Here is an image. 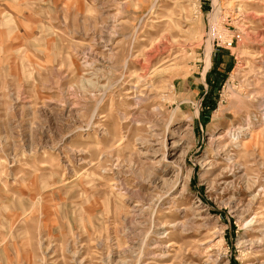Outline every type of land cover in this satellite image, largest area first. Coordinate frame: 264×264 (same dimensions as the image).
<instances>
[{"label":"rangeland","instance_id":"374dc122","mask_svg":"<svg viewBox=\"0 0 264 264\" xmlns=\"http://www.w3.org/2000/svg\"><path fill=\"white\" fill-rule=\"evenodd\" d=\"M263 103L264 0H0V264H264Z\"/></svg>","mask_w":264,"mask_h":264},{"label":"bare ground","instance_id":"6f19581e","mask_svg":"<svg viewBox=\"0 0 264 264\" xmlns=\"http://www.w3.org/2000/svg\"><path fill=\"white\" fill-rule=\"evenodd\" d=\"M247 1H249V2H252V3H255L257 0H247ZM262 32V31H261ZM258 33V32H257ZM252 34V33H251ZM172 42V41H171ZM173 42H175V41H173ZM207 43V45H206V51H205V62H206V64L208 65V63H209V59H210V49H211V47H210V45H209V42H206ZM166 44V43H165ZM164 44V45H165ZM166 45H168V44H166ZM158 47H159V45H158ZM166 47V46H165ZM160 48V47H159ZM164 50H165V48H164ZM157 51V50H156ZM158 53V52H157ZM156 55V54H155ZM154 56V55H153ZM148 57V56H147ZM150 57V56H149ZM152 58V57H151ZM146 59V58H145ZM149 59V58H148ZM144 60V59H143ZM151 60V59H150ZM165 60V59H164ZM146 61H147V59H146ZM148 64H149V61H148ZM148 64L147 65H145V67L146 66H148ZM158 70V69H157ZM142 71H143V69H142ZM146 71V70H145ZM158 73H159V71H157ZM162 72V71H161ZM164 72V71H163ZM157 73V74H158ZM263 73V72H262ZM147 74V73H146ZM144 77V76H143ZM142 79V78H141ZM139 81V80H138ZM138 81H136V83L135 84H133L132 85V88H133V90H135L138 86H139V83H138ZM137 95V94H136ZM138 97V96H137ZM144 102H146V98H143V97H138L137 99H135V104L137 105V104H143ZM259 111H260V122H259V124L256 126L257 128H259V130L257 131V133L255 134H253L252 133V128H253V121H252V119H251V117L250 116H246V119H245V121L243 122V125H237L236 127H234V129H233V131H232V133H231V135L229 136V143L227 144V145H224V146H222V148L224 149V148H226L225 150H227L228 149V147H234V148H238V147H242V148H244V149H247L248 147H250L251 146V144H254V141L255 140H257V138H258V136L259 135H261L263 132H264V103H263V105H262V107H260V109H259ZM159 113H160V111H158V110H156V109H152L151 111H149L148 113H145L144 114V118H146L147 120H149V121H151L152 119H154V118H156L155 117V115H159ZM185 119H187V120H189V121H192V118H185ZM152 127V126H151ZM230 133V132H229ZM228 133L227 132H225L224 133V135L223 136H226ZM176 135H178V140H176V141H174L173 143V147H175V146H178V144H179V142L185 137V134H183V133H177ZM241 137H248V139L247 140H245V141H243L242 143H241V141L239 140ZM219 139V138H218ZM217 139V140H218ZM219 140H221V139H219ZM139 141H140V143L141 144H143V143H145V142H141V140L139 139ZM214 141V140H213ZM227 155V154H226ZM164 157V159H165V155L163 156ZM233 157L231 156V155H227V158H226V162H228L229 163V165H231V167H234L235 166V164L233 163V159H232ZM41 168H45L46 167V165L45 164H40L39 165ZM239 167V166H238ZM144 170V169H143ZM210 170V169H209ZM229 170V169H228ZM138 171V170H137ZM211 171V170H210ZM210 171H208V170H206L205 172H204V174L201 176V178H202V180H204V181H206V183L209 185V178L211 177V175H212V173L210 172ZM230 171V170H229ZM230 173L231 174H233V171H230ZM147 175L148 176H150V177H152L153 176V174H151V173H149V172H147ZM78 176V175H77ZM147 176V177H148ZM139 177V176H138ZM245 181V180H244ZM145 182V181H144ZM164 184H165V182H163ZM245 183H246V186L248 187V189H250V188H252V184L250 183V181L246 178V181H245ZM163 184V185H164ZM185 187V184H183V186H182V189ZM145 197H147V196H145ZM150 197V196H149ZM253 199L255 198V195L252 197ZM151 199H152V197H151ZM136 206V205H135ZM134 207V206H133ZM259 231V230H258ZM161 234V233H160ZM260 234H262V235H264V227H263V225L260 227ZM74 256V255H73ZM112 257V256H111ZM263 263V262H262ZM118 264V263H117Z\"/></svg>","mask_w":264,"mask_h":264}]
</instances>
